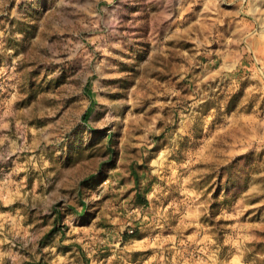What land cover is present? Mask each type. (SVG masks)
Instances as JSON below:
<instances>
[{
    "label": "rangeland",
    "instance_id": "1",
    "mask_svg": "<svg viewBox=\"0 0 264 264\" xmlns=\"http://www.w3.org/2000/svg\"><path fill=\"white\" fill-rule=\"evenodd\" d=\"M0 264H264V0H0Z\"/></svg>",
    "mask_w": 264,
    "mask_h": 264
},
{
    "label": "trees",
    "instance_id": "2",
    "mask_svg": "<svg viewBox=\"0 0 264 264\" xmlns=\"http://www.w3.org/2000/svg\"><path fill=\"white\" fill-rule=\"evenodd\" d=\"M86 93H87L88 97L91 99V105L87 109L86 113L83 115L84 121H86L88 119V116L92 111V107L95 104V101H94L93 96H92V91L90 90L89 86H87V88H86ZM133 175H137L136 172H133ZM136 197L141 198V195L137 194Z\"/></svg>",
    "mask_w": 264,
    "mask_h": 264
}]
</instances>
